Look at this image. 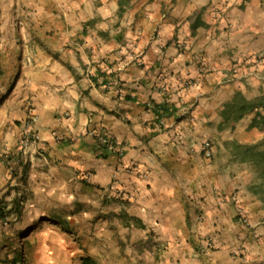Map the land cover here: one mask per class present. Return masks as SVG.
<instances>
[{
	"label": "crops",
	"instance_id": "1",
	"mask_svg": "<svg viewBox=\"0 0 264 264\" xmlns=\"http://www.w3.org/2000/svg\"><path fill=\"white\" fill-rule=\"evenodd\" d=\"M29 4L0 34V264H264L251 181L199 155L235 93L264 96V0Z\"/></svg>",
	"mask_w": 264,
	"mask_h": 264
},
{
	"label": "rangeland",
	"instance_id": "2",
	"mask_svg": "<svg viewBox=\"0 0 264 264\" xmlns=\"http://www.w3.org/2000/svg\"><path fill=\"white\" fill-rule=\"evenodd\" d=\"M17 3V5H15ZM29 0H0V34L1 33H9L10 31L5 24L4 18H6V14L10 17H14L15 19V25H19L17 19L19 18H25L29 16ZM7 11V12H6ZM11 27V26H10ZM15 28V27H13ZM11 29V28H10ZM4 58L0 59V83L6 85L8 87L11 85L12 80L15 75L16 66L18 65L19 59L15 56L14 58L9 59L8 57L4 56ZM6 61L11 62L12 66L14 67L12 70V73L10 75H6L5 69L6 66L2 68V66L5 65ZM248 97H252L251 95H248ZM248 115L244 117V124L248 123L247 119H250ZM249 126V124H247ZM226 131V132H225ZM240 131V132H239ZM223 135H219L218 138H208L204 141H209L211 143L212 147V155L210 159H205L200 151L199 155L202 157V159H205L207 162V165H225L226 167V173L228 176L234 178L236 176L241 177L242 179H247L251 181V186H249L250 189H248V192L251 194H254L258 197V199L261 201V198L263 196V193L261 192V180L257 177V173L255 170L247 163H241L234 159V153H233V144L235 142L248 140L247 143H240V144H249L253 142H257L262 137H264V125L256 128H244L243 124H236L234 129L225 128L223 131ZM220 133V132H219ZM235 137L237 139H235ZM241 165V166H240ZM246 165V166H243ZM223 199H227V201L236 203L237 198L234 195L227 194H221L219 195ZM231 197H234L235 200H231ZM237 216L240 223V218L247 217L240 213V210L236 211ZM241 224V223H240ZM242 225V224H241ZM208 239V238H207ZM211 239V238H209ZM212 240V239H211Z\"/></svg>",
	"mask_w": 264,
	"mask_h": 264
},
{
	"label": "trees",
	"instance_id": "3",
	"mask_svg": "<svg viewBox=\"0 0 264 264\" xmlns=\"http://www.w3.org/2000/svg\"><path fill=\"white\" fill-rule=\"evenodd\" d=\"M90 81H93V77ZM159 108L164 111V107ZM248 115H252L248 126L250 129L264 125V96L247 97L237 92L221 107L219 111L221 121L218 124V130L234 129L235 125ZM233 153L235 160L249 164L257 173V177L261 180V192L263 193L261 202L264 204V137L249 144L235 142ZM82 264L90 263L82 261Z\"/></svg>",
	"mask_w": 264,
	"mask_h": 264
},
{
	"label": "built area",
	"instance_id": "4",
	"mask_svg": "<svg viewBox=\"0 0 264 264\" xmlns=\"http://www.w3.org/2000/svg\"><path fill=\"white\" fill-rule=\"evenodd\" d=\"M85 76L87 79H91L94 75H93V71L91 69H87L85 72ZM33 119L29 118L26 119L23 123V127H24V134H23V143L25 145V147L23 148V152L26 154L27 151L26 149L30 146V144L32 143L35 144L37 139L34 137L33 132L31 130V125H32ZM95 141H96V146H97V150L101 151L102 149L106 148V147H110V148H116L117 144L116 142L103 134H99L95 136ZM200 151L203 155V157L205 159H210L211 155H212V147H211V143L209 141H204L201 143L200 146ZM118 154H121L120 149H118ZM85 176L88 177V175L86 174ZM107 196L110 197H118V198H122L123 196H125L126 194H124V190L118 185V183L116 181H112L104 190H103ZM131 195H127V198H130ZM231 200H235L234 197H231ZM240 223L245 226L248 229H251V225L248 221V219H246L245 217H241L240 218ZM204 244L206 245V248H210L213 245V241L211 239H205L204 240Z\"/></svg>",
	"mask_w": 264,
	"mask_h": 264
}]
</instances>
